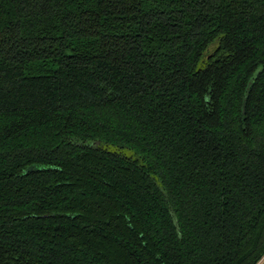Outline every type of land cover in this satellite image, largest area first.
Returning a JSON list of instances; mask_svg holds the SVG:
<instances>
[{"label": "trees", "instance_id": "1", "mask_svg": "<svg viewBox=\"0 0 264 264\" xmlns=\"http://www.w3.org/2000/svg\"><path fill=\"white\" fill-rule=\"evenodd\" d=\"M263 258L264 0H0V264Z\"/></svg>", "mask_w": 264, "mask_h": 264}, {"label": "water", "instance_id": "2", "mask_svg": "<svg viewBox=\"0 0 264 264\" xmlns=\"http://www.w3.org/2000/svg\"><path fill=\"white\" fill-rule=\"evenodd\" d=\"M257 71H258V68H257V70L254 72V74H253L254 76L256 75ZM251 80H252V78H251ZM251 80L248 82L249 85H250V83H251ZM261 264H264V260L262 261Z\"/></svg>", "mask_w": 264, "mask_h": 264}, {"label": "rangeland", "instance_id": "3", "mask_svg": "<svg viewBox=\"0 0 264 264\" xmlns=\"http://www.w3.org/2000/svg\"><path fill=\"white\" fill-rule=\"evenodd\" d=\"M263 260H264V259H263ZM263 260H262V261H263ZM261 263H262V262L260 261V263H259V264H261Z\"/></svg>", "mask_w": 264, "mask_h": 264}, {"label": "flooded vegetation", "instance_id": "4", "mask_svg": "<svg viewBox=\"0 0 264 264\" xmlns=\"http://www.w3.org/2000/svg\"><path fill=\"white\" fill-rule=\"evenodd\" d=\"M263 259H264V258H263ZM263 259H262V260H263ZM261 262H262V261H261Z\"/></svg>", "mask_w": 264, "mask_h": 264}]
</instances>
